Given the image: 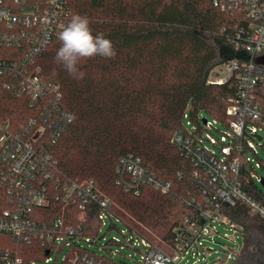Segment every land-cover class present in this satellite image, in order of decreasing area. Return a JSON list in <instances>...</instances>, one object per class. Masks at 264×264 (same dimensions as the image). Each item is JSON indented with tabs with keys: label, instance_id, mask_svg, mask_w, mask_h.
<instances>
[{
	"label": "built area",
	"instance_id": "2783aa9c",
	"mask_svg": "<svg viewBox=\"0 0 264 264\" xmlns=\"http://www.w3.org/2000/svg\"><path fill=\"white\" fill-rule=\"evenodd\" d=\"M212 1L217 9L244 12L250 20L248 29H239L233 39L250 57L217 66L208 79L220 85L235 75L238 82V97L227 108V132L221 138L204 135L214 127L208 119L204 124L200 118L198 132L188 128V113L184 116L186 126L174 142L191 169L183 196L189 214L161 248L116 216L112 200L95 180L63 173L50 150L74 116L62 108V92L44 77L39 60L72 16L69 0H0V78H5V89L36 112L17 130L0 122V235L17 245L43 247L45 259L31 264H130L117 258L116 246L135 251L136 264H230L234 253L224 255L214 247L220 245L218 238L231 240L220 227L243 239L244 230L227 210L244 206L264 221V187L258 186L264 177L255 173L247 155L257 156L256 143L264 140V107L256 93L264 87V65L258 63L264 56V0ZM224 68L228 74L221 76ZM118 175L117 183L134 195L144 187L162 195L174 192L173 182L152 173L134 154L120 158ZM251 185L260 190V199L250 193ZM112 231L125 241L108 238ZM235 253L238 264L243 251ZM0 264L25 263L17 248L0 247Z\"/></svg>",
	"mask_w": 264,
	"mask_h": 264
},
{
	"label": "trees",
	"instance_id": "16d2710c",
	"mask_svg": "<svg viewBox=\"0 0 264 264\" xmlns=\"http://www.w3.org/2000/svg\"><path fill=\"white\" fill-rule=\"evenodd\" d=\"M69 8L72 15L88 17L94 35L103 33L112 41L116 56L81 60L82 79L56 62L57 39L39 60L44 77L62 92V108L74 116L50 150L63 173L95 180L112 200L116 216L161 247L189 214L183 196L191 169L174 138L186 126V113L198 132L202 114L227 126V108L238 97L236 77L220 85L208 79L217 66L249 59L233 39L250 20L244 12L217 9L212 0H69ZM4 81L0 78V121L17 130L35 116V108L5 89ZM256 93L264 107V87ZM127 154L139 156L152 173L173 182L174 192L125 191L117 181L119 160ZM250 187L260 199V190ZM227 211L242 226L245 246L252 243L251 219L264 231V221L246 207ZM0 247L17 248L25 264L46 257L39 244L17 245L4 235ZM253 255L255 262L258 253Z\"/></svg>",
	"mask_w": 264,
	"mask_h": 264
},
{
	"label": "rangeland",
	"instance_id": "374dc122",
	"mask_svg": "<svg viewBox=\"0 0 264 264\" xmlns=\"http://www.w3.org/2000/svg\"><path fill=\"white\" fill-rule=\"evenodd\" d=\"M227 74L228 72L226 71L225 68L220 73L221 76H226ZM201 118L208 119V121L214 126L213 128H210L208 131L204 132L205 136L211 134L217 138H221L223 136V133L227 132V128L223 126L222 123L212 118L210 115L202 114ZM188 128L193 130V125ZM260 134L264 138V131H261ZM256 150H257V156H255V154L252 152H248L247 155L252 160L255 173L259 175L260 177H264V140L256 143ZM260 164L263 166H261ZM258 186L261 189H263V186L261 183H258ZM118 227L123 229L122 224L118 223ZM220 231L223 234L227 233L228 237H230L231 240L218 238L217 241L220 242V245H214V247L218 250H221L224 255L227 252L234 253L235 257L230 262V264H235V262L237 261V254L235 252H238L240 254L242 251H243L244 257L243 259L241 258L242 259L241 263L253 264L254 262L253 258H255L254 256L256 255V254L253 255V253H258V260L260 261L261 259L262 262H264V231L260 228L258 222L255 219H251L249 221V233L248 234L251 239L250 242L252 241V243H249L248 246H245L243 236L240 233H234L228 228H223V227H220ZM107 237L108 238L115 237V238H119L122 241H125V238L121 235L119 231H112L107 234ZM255 246H257V248H255ZM115 248L119 250L120 252V255H118L117 257L118 259H123L129 262L130 264H136V260L138 259V256L136 255L135 251H133L132 249H128V248L121 249L119 246H116ZM161 248H165V245L164 244L163 246L161 245ZM220 255L221 254L216 255V260H218V257ZM128 256H132L133 259L128 258ZM211 264H222V263L212 262Z\"/></svg>",
	"mask_w": 264,
	"mask_h": 264
},
{
	"label": "clouds",
	"instance_id": "9594fccd",
	"mask_svg": "<svg viewBox=\"0 0 264 264\" xmlns=\"http://www.w3.org/2000/svg\"><path fill=\"white\" fill-rule=\"evenodd\" d=\"M60 43L55 60L75 79H82L83 73H79L77 65L81 60L96 56L114 58L116 51L110 39L103 33L93 34L90 21L87 16L74 14L65 25H61L57 33Z\"/></svg>",
	"mask_w": 264,
	"mask_h": 264
},
{
	"label": "water",
	"instance_id": "95a60500",
	"mask_svg": "<svg viewBox=\"0 0 264 264\" xmlns=\"http://www.w3.org/2000/svg\"><path fill=\"white\" fill-rule=\"evenodd\" d=\"M258 63L264 65V56H262V57H260V58L258 59ZM206 122H207V119L204 118V119H203V123L206 124ZM257 138H258L259 140H261V137L258 136ZM262 185H263V187H264V178H263V180H262ZM46 254H49V251H46Z\"/></svg>",
	"mask_w": 264,
	"mask_h": 264
},
{
	"label": "flooded vegetation",
	"instance_id": "af4514ba",
	"mask_svg": "<svg viewBox=\"0 0 264 264\" xmlns=\"http://www.w3.org/2000/svg\"><path fill=\"white\" fill-rule=\"evenodd\" d=\"M243 257H244V255L242 254V257H241V258L243 259ZM242 259L239 260V263L242 262ZM239 263H238V264H239ZM241 264H243V263H241ZM253 264H264V262H262L261 259H260V261L257 259V261L253 262Z\"/></svg>",
	"mask_w": 264,
	"mask_h": 264
}]
</instances>
